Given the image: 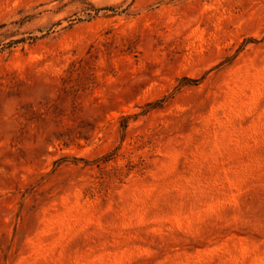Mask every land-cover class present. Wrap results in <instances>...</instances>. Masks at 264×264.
Segmentation results:
<instances>
[{
	"label": "rangeland",
	"instance_id": "rangeland-1",
	"mask_svg": "<svg viewBox=\"0 0 264 264\" xmlns=\"http://www.w3.org/2000/svg\"><path fill=\"white\" fill-rule=\"evenodd\" d=\"M0 264H264V0H0Z\"/></svg>",
	"mask_w": 264,
	"mask_h": 264
}]
</instances>
